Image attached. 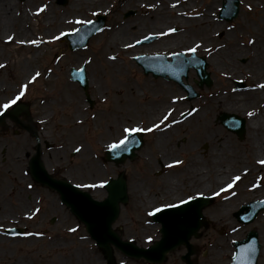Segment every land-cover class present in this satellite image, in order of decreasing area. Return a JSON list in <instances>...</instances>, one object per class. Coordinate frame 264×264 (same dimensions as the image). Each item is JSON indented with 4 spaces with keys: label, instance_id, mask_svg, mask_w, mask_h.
Here are the masks:
<instances>
[{
    "label": "rangeland",
    "instance_id": "rangeland-1",
    "mask_svg": "<svg viewBox=\"0 0 264 264\" xmlns=\"http://www.w3.org/2000/svg\"><path fill=\"white\" fill-rule=\"evenodd\" d=\"M129 1L109 0L107 4L105 0L93 2L92 0H69L65 5H56L54 2L48 5L47 0H15L13 6H11L14 14L19 17L22 10L26 11L44 2L43 5H47L48 16L51 15L56 20V23L48 29L49 37L79 26L69 23L58 24L57 21L60 18L70 16L69 18L73 19H93L95 15H92V13L106 14L107 11L108 16L106 15V22L102 31L93 35L82 49L70 51L67 47V41L63 37L51 43L40 45V55L36 61H33L31 69L35 67L36 72L43 71L45 74H41L31 84L27 83L28 88L25 95L14 104L22 105L18 118L33 125L36 137L11 119L7 118L0 123V264H185L181 259V255L185 252L184 246H178L168 252L160 263H152L142 258L127 257L116 248H112L111 259L107 261L104 251L91 240L83 223L61 203L58 193L35 181L29 172V159L35 153L38 145L40 147L41 162L48 172L73 183L75 186L77 184H90L98 180L100 182L102 180L107 181L110 178L123 177L127 183L128 196L126 202L120 205L119 214L112 223V227L123 240L131 241L142 247L150 246L160 236L159 225L151 223L149 212L162 205L187 199L189 195L198 196L197 193L199 192L196 191L208 185L206 179L201 183H194L188 177L189 166L185 164L186 158L192 153L190 151L191 147L196 145L199 152L206 154L211 148L209 140H204L196 134H189V130L194 127V124L189 121L190 116L188 113L193 108L199 109L207 100L206 97L208 98L216 90L228 99L232 93H244L251 90L255 83L264 79V66H261L258 62H253V55L259 54L260 49L253 44H248L249 36L255 35L257 37L255 40L264 45V24L262 23V21L264 22V14L260 13L262 9L251 7V10H249L245 0H238V15L230 21H225L218 17V11L223 0H217L219 6L212 13L215 22L220 24L222 28L213 30V27L210 26L211 43L219 44L222 40H226L227 35L232 36L237 39V46L242 49V54L233 60L230 67L219 65L225 70L234 68L233 76L226 77L214 71L209 52L205 53V51L197 49L196 54L204 56L208 63L207 71L210 73L212 85L209 88L205 86L201 89L198 88L194 82L195 79H198L196 72L192 68L189 69L187 78L183 82L192 86L198 95L188 99L186 91L180 85L162 78H152L150 75H144L141 68L133 60L134 55L119 56L122 58L119 61L123 65V72L130 85L120 83L112 85L113 83L105 77L99 78L107 70L106 68H100V63L95 61V58L91 63H84L85 60H89L94 55L96 40L106 32L111 31L115 24L124 22L134 26L141 19L148 18L146 15L148 8L145 6L153 0H140L139 2H144V5L127 6ZM176 2L181 4L174 8H184V13L173 12L157 17L156 27L151 26L143 29L142 22L141 31H150V33L143 31L144 34H137L135 31L130 34L137 37L133 43L135 47L144 46L135 43L140 38L147 34H154L155 31L158 33L168 27L177 30L163 37H157L156 35L155 39L147 45L151 46L162 40L168 41L166 43H169L170 40V43H177L182 40L177 48L172 51L184 52L187 40L192 42L199 38L195 31L196 24L186 25L183 22H188V20L181 21L180 19H178L179 22H176L173 17L191 19L203 10L205 4L209 3L210 0H187L182 2L176 0ZM157 4L158 2L155 3V6ZM130 10H134V14L125 17L124 14ZM44 12H46V8L39 14V19H43ZM261 18L262 20H260ZM16 29L17 26L13 27L12 22L0 25V33L10 32L11 35L16 36ZM24 29L28 31V35L34 36L38 33L36 23H32L28 28L25 26ZM40 31L42 32L41 27ZM180 34L184 38L178 39ZM177 35L178 38L173 40ZM184 39L186 40L184 41ZM155 46L163 47L161 44ZM158 51H161V49ZM170 51L165 50L164 53ZM5 57H9V55H7L6 48L0 45V63ZM77 63L80 66L85 65L88 92L94 100L92 107L85 100L83 90L69 78V69L76 67ZM48 69H51L53 74L47 72ZM48 73L50 74L49 77ZM8 76H11L9 69L4 70L3 68L2 71L0 70V83L10 85V92L16 93L24 83L22 79H18L20 80L18 82H15V80L10 81ZM236 80H244L245 88L235 89L234 82ZM61 84L66 85L70 95L62 97L64 101L60 102L57 92ZM128 86H131L137 93L139 91L140 94L136 100L132 98L123 99L121 92ZM180 92H183L186 109L178 112L175 103H172V98L177 97ZM17 94L18 92L15 95ZM6 95L1 94L0 100L7 99L10 93H6ZM43 98H52V100L45 110L51 118L42 125L37 123L36 119L41 115L37 110L40 108V100ZM66 99L73 102L68 103ZM76 100L85 105L84 114L89 123L86 124V129L90 127L89 131H86V129L84 131L88 141L82 146L76 144L78 142L77 138H69L65 130L62 129V124L67 122L70 108ZM243 103V105H246L249 102L246 99ZM154 104H159L160 109L159 107L152 109ZM262 107H264V103L257 110L262 112ZM169 108L174 109V111L169 120L161 124L159 130L143 133L144 145L138 151V157L133 161H125L121 165L114 166L103 158L107 145H94L96 136L105 130L108 119L113 121L114 125L111 134L107 138L110 137V140H114L120 136L119 134L118 138H115L116 133L114 132L119 129L121 124L124 126L138 124L147 128L151 122H159ZM10 109L11 107L0 109V113ZM216 110L217 114L215 113V116L211 119L213 126H218L223 134H229L232 141L240 149L244 150L249 147L250 137L247 132V122L250 115H245L242 112L236 113L245 118V133L243 138H239L235 133L223 127L217 118V115L225 110ZM258 111H252L251 113L254 115ZM181 113L184 114L183 117ZM172 120H177L179 123L173 124ZM165 128L169 129L167 136L169 144L163 147L158 145L157 136ZM45 142L53 148H49ZM179 144L180 147L177 149L175 146H179ZM20 147H23L24 150H21ZM77 147L80 149L83 147L94 156V162L101 170L100 174L92 173L91 170H84L85 168L82 167L83 169H81V166H77L79 160H82V152L74 151ZM15 151L17 153L21 152L22 161L15 170V177H13L9 174L6 175L8 172L7 160ZM263 155L264 153H260V156ZM170 160L173 162L167 163ZM176 161H180V163H175ZM165 162L167 164H164ZM163 165L165 166L163 167ZM184 167L185 170L182 171L181 169ZM211 167L212 165L209 162L201 165L203 170L211 169ZM219 167H224L226 174L231 175L239 173L241 165L222 164ZM18 180H22V182H18ZM167 181L170 184L166 185ZM257 183L259 184L258 187H252L253 184ZM244 184H250V192L246 195L239 194L233 197L232 193L235 189ZM28 185H32V187L29 188ZM215 188L216 186H210L208 191ZM80 189L89 192L96 199H103L106 195L104 187ZM251 192L252 195H250ZM262 196H264V168L259 166L228 192L221 193L218 196H208V205L202 208L203 224L190 239L191 243L198 248L197 254L193 256L195 263L227 264L233 250V242L243 238L248 230L254 229L258 232L259 241L261 242L258 264H264V211L259 212L255 219L248 224L240 223L235 217V212L242 204ZM225 201H230L235 207L233 206L234 208L230 211L227 222L222 223L214 216L215 209L218 211L217 206ZM35 209H39V212L28 219L25 213H30ZM51 217H55L53 223H50ZM18 225L26 226L27 232L42 233V235L7 237L1 232L5 226ZM70 228H75L76 231L69 232L68 229ZM55 235H57L55 240L58 242L53 244L54 240L51 241V238ZM79 241H81L80 246L78 245Z\"/></svg>",
    "mask_w": 264,
    "mask_h": 264
},
{
    "label": "bare ground",
    "instance_id": "bare-ground-1",
    "mask_svg": "<svg viewBox=\"0 0 264 264\" xmlns=\"http://www.w3.org/2000/svg\"><path fill=\"white\" fill-rule=\"evenodd\" d=\"M14 1L15 0H0V25H6L12 22L13 27H15V25L17 26L16 31L18 33H16V36H14V40L8 43H5V40L9 35H11L10 32L0 33V45L6 48L7 55H9V57L3 58L0 64L5 65V67H3L4 70L9 69L11 76H8V79H10V81L15 80V82H18L20 81L18 79H22V82L24 84H27L28 81L31 79V76L34 75L36 72V68L34 67L33 69H31V66L33 61H36L39 57L40 45L44 43H41L39 46H34L27 43L20 44L17 41L31 39H41L47 41L50 38L48 35V29L51 25L56 23V20L51 17V15L48 16L47 7L46 12L43 13V19H39V14H36V12L37 9L42 6L41 4H37L34 8H29L26 11L22 10L21 16L17 17V15L14 14L11 9V6H13ZM139 1L140 0H130L129 2H127V5H144V2L141 1L140 3ZM157 2L158 4L155 7H150L151 5H155V3ZM175 2L176 0H153L152 2H148V5L145 6L146 8H148V13L146 14L148 18L145 17L144 19H141L134 26L128 25L124 22L115 24L111 31H108L104 35L100 36L95 43L94 55H92V57L90 58L91 62L93 58H95V61H99L100 63L99 67L106 68L107 70V72L102 74L99 78L102 79V77H105L113 83L112 85H116L119 83L130 85L129 82L126 80L127 77L123 72V65L119 61L121 58L119 57L120 55L127 56L141 51L148 53L158 51L160 49L173 50L177 48L178 44L181 43L182 40L177 43H170L171 40L169 43H166L168 41L162 40L161 42H155L151 46L145 45L143 47L136 48L133 42L137 37L136 35H130L135 31L137 34H144V32H146L144 30L141 31L142 22L143 29L151 26L156 27L155 25H157V17H161L165 14H172L173 12H183L185 10L184 8H172V5ZM218 2L219 1L217 0H210L209 3L205 4V8L202 10V12H200L197 16L191 19H181L180 17L175 16L173 17V20H175L176 22H179L178 19H180L181 21L188 20V22H183L186 25L196 24L197 27L195 31L199 38L192 42L187 40V46H185L184 48H189L193 44L199 43L200 47L198 49L205 51V53H210L209 55L211 57V60L213 61L212 64L214 67V71L226 77H231L234 74V68L232 67L231 70H225L219 65L222 64L224 67H230L233 63V60L237 56L242 54V49L237 46V39L233 38L232 36L230 37L229 35L226 36V40H222L219 44L211 43V37L209 36L210 26L213 27V30L222 28L220 24L215 22L212 13L219 6ZM245 3H247V5H251V7L261 8L262 10L260 11V13L262 12L264 14V0H245ZM69 17L58 19V24H65L67 20H74L73 18ZM260 20H262V18ZM32 23H36L38 30V33L34 36L28 35V31L24 29L25 26L28 28V26ZM262 23L264 24L263 21ZM40 27L42 29V32L40 31ZM3 29L6 30L5 28ZM182 37L184 38V36L180 34L179 38L177 35L173 38V40L177 38L181 39ZM256 38L257 37L255 35L249 36V40L253 39L255 41L253 45L259 47L260 49L259 54L256 53V55H253V62H258L261 66H264V45H262L260 42H257L255 40ZM185 40L186 39H184V41ZM126 44H131L133 45V47H125L124 45ZM160 44L163 47L159 48L155 46ZM20 49L22 50L18 53ZM110 56H115L117 57V59L110 60L108 59V57ZM78 64L79 63H77L76 66H78ZM3 68H1L0 70L2 71ZM47 72L49 71L47 70ZM40 73L45 74L43 71H41ZM50 73L53 74V71L51 70ZM250 75L253 76L252 74ZM49 76L50 74H48V77ZM107 82L109 83V81ZM259 84H264V82L262 80H259V82L255 83V86L251 88V90H248L244 93H232L228 99L227 97L220 94L218 90H216L212 94H210L208 98L206 97L207 100L204 101V104L199 109H197L198 112H195L190 115L189 121L194 124V127L189 130V134H196L204 138V140H209L211 144L210 151L207 154L199 152L198 146L196 145L191 147L190 151H192V153L189 154V156L186 158L185 165L189 166L188 177L190 181L194 183H201L205 179L208 181V185H206V187H203L202 189L196 192L202 193L204 195H213V193L219 191V188L224 187L226 183L230 182V178L232 176L240 175L241 179H243L247 174H250L258 166L264 168V165L258 163V161L264 160V155L260 156V153H264V108L262 109V112H259L257 110L264 103V88L256 87V85ZM15 85L17 86V84ZM9 86L10 85L6 83H0V95H6V93H10L9 97H13L14 92H10ZM57 93L59 94L58 100L60 102L64 101L62 97L70 95V91L65 84H61ZM121 94L123 99L132 98L133 100H136L140 93L139 91L137 93L135 90H133L131 86H128L123 89ZM177 97H183V99H177L175 102L176 110L178 112H181L186 109V103L184 102L183 92H180ZM246 99L249 103L243 105V101ZM51 100L52 98H43L40 100V108H38L37 111L41 115L36 119L39 124L43 125L47 120L51 118V116L45 112L46 108L49 107V103ZM3 102L4 101H2L1 99L0 103ZM66 102L71 103L73 101H70V99H66ZM158 107L159 104H154L152 106V109ZM70 109L71 111L68 113V120L66 123L62 124V129L65 130L69 138H77L78 142L76 144L82 146L88 141L86 132H84L86 129V124H89L84 114L85 105L76 100ZM216 109H223L226 112L232 113L242 112L245 115L252 111H258L254 115H250L249 120L247 122V132L248 136L250 137L249 147L245 148L244 150L240 149L239 146L232 141V137L229 134H223L222 130L218 126H213V122L211 119L213 118V116H215V113L217 114ZM78 121H80V123H78ZM26 123L28 125H32L30 122ZM113 125V121L108 119L105 124V130L99 133L96 136V139L94 140L95 146H106L112 141V139L110 140V137H107L111 134ZM123 126L124 125L121 124L119 129H117L116 131L114 130L115 132L113 131L114 133H116L114 135L115 138L119 136ZM89 130L90 127H87L86 131ZM168 132L169 129L165 128V130L161 134H158L157 142L159 146L161 145L163 147H166L169 144V140L167 138ZM24 146L25 145L23 144V147ZM23 147H20L21 150H24ZM175 147L178 149L180 147V144L179 146L177 145ZM80 152H82V160H79L77 166H81V169L85 168L84 170H91L92 173L100 174L101 170L94 162V156L91 155L83 147H81ZM7 161L8 172L6 175L9 174L15 177V170L17 169V167L20 166L22 161L21 152L17 153V151H15L9 156V159ZM207 162H209L212 167L211 169L209 168L208 170H203L201 168V165ZM222 164L241 165V168L239 173L228 175L226 174L224 167H219ZM183 169L185 170V167L181 170L183 171ZM245 169H247V172L244 171ZM6 178L7 177L5 176V179ZM18 182H22V180H18ZM239 182H241V180L237 183ZM168 184H170L169 181H167L166 185ZM210 186H216V188L212 191H208ZM249 189L250 184H244L241 187H237L234 191L235 195H233V197L239 194L246 195L250 192ZM252 194L253 193L251 192L250 195ZM233 206L235 207V205H232L230 201H225L220 206H217L218 211H216L215 209V216L213 214L214 218H217L219 222L226 223L227 219L229 218L230 211L232 210V208H234ZM56 242L58 241L54 240V242L52 243L56 244ZM78 245H81V241L78 242Z\"/></svg>",
    "mask_w": 264,
    "mask_h": 264
},
{
    "label": "water",
    "instance_id": "water-1",
    "mask_svg": "<svg viewBox=\"0 0 264 264\" xmlns=\"http://www.w3.org/2000/svg\"><path fill=\"white\" fill-rule=\"evenodd\" d=\"M234 2L236 3L235 0H227V3L224 4V14L222 16L231 18L236 14L237 6ZM102 24L103 17L101 16L99 21L90 25V29L93 30H87L82 37L73 39L74 34L66 35L70 39V46L74 48L84 45L88 37L94 32V28H99ZM189 59H195L198 63H187ZM137 60L138 63L143 66L144 72L147 73L148 71H152L154 76L170 73V76L175 78L179 83H181V77L186 76L188 68L193 66L196 68L197 74L200 77V81L198 82L199 86H202L203 83H206L207 86L211 84L208 73L205 71L206 63L203 58H195L193 56L186 58L183 55H172V60L167 61L164 55H151L138 57ZM143 61L145 64H143ZM159 69L161 71H159ZM77 71L78 70L72 69V78L86 88L85 72L82 77L78 78L73 75ZM185 87L189 88L186 85ZM193 95L194 93H191V96ZM8 115L14 118L12 113ZM220 118L226 127L235 131L242 137L244 132V120L242 118L234 114L226 113H222ZM141 145V135L137 133L135 134L134 143L129 144L127 151L121 152L118 155L107 151V158L113 160L116 164L123 162L126 157L133 159L136 157L135 150L139 149ZM31 170L36 179L56 188L61 193L62 199L72 206L73 211L85 219L91 235L97 243L103 246L107 251L109 250L108 242L110 241L129 255L143 256L149 260L160 261L166 251L178 244L185 243L188 252L183 258L186 259L188 264H192L188 260V256L191 253L188 238L200 225V207L204 205V199L200 198L197 201L193 200L187 204L179 205L175 208L169 207L160 211L154 218L162 223L161 232L163 233V237L148 249L138 248L131 243L120 240L118 236L110 230V223L115 218L118 211V202L126 200L124 181L120 179L111 180L107 184V197L102 202H98L92 200L87 193L78 192L73 186L50 178L39 164L37 158L32 159ZM261 207H264L263 202H252L242 206L237 212V217L246 222L250 221ZM244 209L247 210L245 214L242 213ZM258 248L257 234L255 231H250L245 239L236 242L235 259L233 257L234 264H256Z\"/></svg>",
    "mask_w": 264,
    "mask_h": 264
},
{
    "label": "snow or ice",
    "instance_id": "snow-or-ice-1",
    "mask_svg": "<svg viewBox=\"0 0 264 264\" xmlns=\"http://www.w3.org/2000/svg\"><path fill=\"white\" fill-rule=\"evenodd\" d=\"M173 7H175V5H172ZM47 7V5H42L40 8L37 9L36 14H39L40 12H43L45 10V8ZM150 7H155V5H151ZM249 8V10H251V5L247 6ZM92 15H96V13H92ZM66 23L69 24H76V25H92L94 22L90 19H81V18H76L75 20H67ZM89 31H92L93 29H88ZM81 31V28H72L68 31H61L58 35H54L52 37H50L47 41L41 40V39H31V40H19L17 41L20 44H31L34 46H39L41 43H51L52 41H56L59 40L61 37H64L66 35H69L71 33H79ZM95 31H102V29L100 28H96ZM176 29L175 28H168L166 31H162L159 33H154L153 35H159V36H167L173 32H175ZM144 40H148L150 39V36H145L143 37ZM14 40V36L13 35H9L6 40L5 43L11 42ZM255 41L253 39L248 40V44H253ZM135 43L139 44L141 43L140 40H137ZM125 47H133V45L131 44H126L124 45ZM200 47L199 43L193 44L191 47L186 48L184 50L183 53H171V55L174 56H179V55H183L185 53H191L193 54V57L195 56V53L197 52V49ZM108 59L110 60H115L117 59V57L115 56H110L108 57ZM91 60H85L84 63L88 64L90 63ZM187 63L190 64H195L198 63V61H196L195 59H189L187 61ZM5 67L4 64H0V68ZM49 72H51V69H48ZM85 69L81 68L79 69L76 73H74L73 75L76 77H82L83 73H84ZM41 75V73L39 71L35 72L34 75L31 76V79L28 81L29 84H31L32 82L36 81L37 78ZM256 87H261L264 88V84H259L256 85ZM28 88V84H23L20 86V89L18 91V94L15 95L12 99L7 100V102L3 103L2 105H0V109H8L9 107H11L12 105L16 104L18 100L21 99V97H23L25 95V92ZM177 99H183V97H173L172 98V103H175ZM174 111V109L169 108L167 110V112L163 115V118L158 122V123H153L151 127L148 128H144L139 126L138 124L136 125H132V126H124L121 129V133L118 139H114L112 140L111 143H109L107 145V148L110 152L114 153V154H119L121 152L127 151L128 150V146L130 143H134L135 140V134L140 133V132H152L153 130H159L161 124H164L166 121L169 120V117L172 115V112ZM197 111V109L193 108L188 115H192L193 113H195ZM249 115H252V113H248ZM181 116L183 117L184 114L181 113ZM78 123H80V121H78ZM173 124L179 123V121L177 120H172ZM168 126V125H165ZM74 151L79 152L80 148L77 147L74 149ZM175 163H180V161H176ZM258 163L264 165V160H260L258 161ZM245 172H247V169L244 170ZM241 180V176L240 175H234L230 178V182L226 183V185L224 187L219 188L218 192L213 193V195H220L221 193H226L229 190H231L238 181ZM107 183V181H100L99 183H93V184H77L76 187L77 188H96V187H104V185ZM259 184H253L252 187H258ZM29 188L32 187V185H28ZM197 195H202V193H197ZM232 195H235V192L232 193ZM195 197L192 195H189L187 197V199H182L179 201L180 204H187L189 201L193 200ZM178 205H174V204H165L162 205L161 207L158 208H154L152 212H149V215H153L155 212H159L162 210V208H175ZM39 212V209H35L34 211L30 212V213H25V215L27 216L28 219H31L33 216L36 215V213ZM69 232H75L76 229L75 228H70L68 229ZM6 235H23V236H32V235H42V233H30L27 231H24L22 233H16L14 232L12 229H7L5 230ZM151 239V238H149ZM235 259V257H234Z\"/></svg>",
    "mask_w": 264,
    "mask_h": 264
},
{
    "label": "flooded vegetation",
    "instance_id": "flooded-vegetation-1",
    "mask_svg": "<svg viewBox=\"0 0 264 264\" xmlns=\"http://www.w3.org/2000/svg\"><path fill=\"white\" fill-rule=\"evenodd\" d=\"M106 1V3H108L109 2V0H105ZM104 2V1H103Z\"/></svg>",
    "mask_w": 264,
    "mask_h": 264
}]
</instances>
